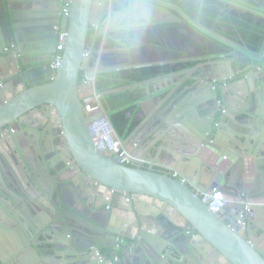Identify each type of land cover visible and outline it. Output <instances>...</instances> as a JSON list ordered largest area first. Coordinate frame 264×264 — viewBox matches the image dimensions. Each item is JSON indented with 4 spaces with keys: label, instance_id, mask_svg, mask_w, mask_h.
Listing matches in <instances>:
<instances>
[{
    "label": "water",
    "instance_id": "95a60500",
    "mask_svg": "<svg viewBox=\"0 0 264 264\" xmlns=\"http://www.w3.org/2000/svg\"><path fill=\"white\" fill-rule=\"evenodd\" d=\"M60 1L0 0V84L8 80L0 86V264H161L165 256L192 264L197 256L206 261V249L200 253L192 243L202 238L229 264H264V201H258L264 199V39L255 52L215 33L201 22L202 0L195 17L171 0H138L145 23L130 35L106 27L123 0H73L70 15L61 13ZM59 30L68 36L53 76L48 64ZM12 45L16 58L5 52ZM188 63L162 75L175 78L173 84L137 99L139 123L128 122L134 126L127 136L117 131L114 108L98 88L114 79L106 74ZM83 73L95 82L100 111L84 109ZM16 83L24 88L7 96ZM39 108L49 119L56 113L57 128L49 119L24 118ZM65 144L66 162L57 158ZM218 147L224 156L215 162L200 156ZM123 150L136 158L168 152L169 161L182 155L194 175L179 166L122 164L115 157ZM227 160L231 164L220 168ZM99 186L107 192L98 193ZM215 187L231 201L217 213L200 196ZM115 194L149 196L179 214L171 217L165 206L125 239V230L112 225ZM242 213L245 225L238 224ZM194 231L202 238L193 240ZM103 247L119 248L123 256L107 263L92 258L93 249Z\"/></svg>",
    "mask_w": 264,
    "mask_h": 264
},
{
    "label": "crops",
    "instance_id": "0c3cea01",
    "mask_svg": "<svg viewBox=\"0 0 264 264\" xmlns=\"http://www.w3.org/2000/svg\"><path fill=\"white\" fill-rule=\"evenodd\" d=\"M180 2H178L179 4H183L182 2L187 0H179ZM219 3L224 4V7H217L218 11V15L215 17V22L217 23L215 28H211L212 31H214L215 33L219 34V35H223L228 39H233L234 41H238L240 44L244 45L245 47L247 46L250 50H254L255 52L259 50V46H261V43L264 39V6L263 5H253L250 4L251 0H237L239 2H241L244 6L246 5H250V8H239V7H235V6H231L228 3L226 4L225 2H223V0H216ZM250 1V2H249ZM175 3V2H173ZM176 3V4H178ZM198 3V1H197ZM203 6L205 5V0H202ZM188 5V3H187ZM198 5V4H197ZM202 6V7H203ZM258 9V11H256L255 9ZM216 9V8H215ZM234 11L237 13L233 15ZM197 15V12L196 14ZM248 15H252L253 16V23L251 24V26H253L254 31L251 32L252 34H256L258 31H260V35L259 36H263L262 41H260V43H258V49H256V46H252L250 45L247 40L243 37L242 34V27L240 26V24H238L239 22L244 21V19L246 18V16ZM195 17V16H194ZM237 22V23H236ZM203 24V23H202ZM204 25V24H203ZM205 26V25H204ZM238 31V32H237ZM241 33V34H240ZM257 35V34H256ZM171 42V41H170ZM167 43V42H166ZM160 55H164V53H159ZM9 56H13L16 58L17 53L15 52L14 48L9 52ZM14 63V61L12 62V64ZM257 63V62H256ZM190 65L193 64H182L180 66L174 65H162V66H152V67H156L160 69V72L157 73L156 75H152L151 77L147 78V79H135V80H131V71L128 70H121L118 72H114L113 74L108 73L106 74V77L109 76H113L114 79L113 80H102L101 82H99L98 88L101 92V98L102 99H107L106 102H108L109 104H112V107L114 108L113 113H117L120 111H124V110H130L129 112H127L126 115V126L124 127V131L127 133L128 132V122H130V120H133L134 123L137 125L139 123V117L136 115V113H138V108L136 107L137 105V99H139V97L143 96L144 94H148L151 91H159L161 89H164L166 87H168L171 83H174V79L175 78H168V77H164L162 76L163 74H166L170 71H176L180 68L183 67H188ZM107 69H109V67H107ZM136 70V69H133ZM230 70H232V68L230 67ZM126 71V72H124ZM192 71V70H191ZM253 70L251 69V71L249 72L246 71L244 73V76L249 75ZM192 73V72H191ZM8 74L12 75L14 74L13 70H9ZM263 77V75H262ZM3 78V76H2ZM12 78V77H11ZM118 78L122 79L119 80ZM252 80V77H250ZM254 78V76H253ZM33 79V78H32ZM231 80V79H229ZM142 81H145L147 83H144ZM7 81H3V84L6 86ZM135 82H141L144 83L143 85L139 84H135ZM252 82H254V80H252ZM11 91H9V89H6V95L7 96H11L14 93L19 92L20 90H22L24 88V83H16L15 85H12L11 87ZM127 88H131L129 92L126 93V95H128V101H130L131 103H126L125 97L123 95H125L123 93V91H121L122 89H127ZM94 92V93H93ZM108 94V95H107ZM79 95L80 98L83 100L84 103H89L92 102L94 100H97L99 103V99L97 98V94H96V86H95V82L92 81L89 84H85L82 80H80V85H79ZM125 95V96H126ZM133 100V101H131ZM51 106H49L48 110L50 109ZM51 110V109H50ZM28 117L29 120H34V119H40L41 121H43V123H47L48 122V117L46 116V112L41 110V108L39 109H35L32 112H30V114L26 115L24 118L26 119ZM58 116L56 115V113H52L51 118L49 119L50 122L52 123V126H54L55 128L58 127L59 124V120H58ZM131 131V130H130ZM129 131V133H130ZM187 131H189L187 129ZM128 133V134H129ZM113 136L115 139L120 140L119 138H117L115 136V132H112ZM128 134H125V136H127ZM62 136V135H61ZM63 141H65L64 137L62 136ZM4 142V141H3ZM121 143V141H120ZM178 145H176L175 147H177ZM164 148H169L170 151H176L174 149L171 148L170 145H167L166 147L163 146ZM180 147H182L180 145ZM69 153L68 149H67V145L65 144V148L63 149L64 151L58 153V159H62L65 162L69 160L67 154H66V150ZM221 149V150H220ZM224 149L218 147L215 149V151L212 150H206L204 155H200L201 157L204 158V161L206 162H215L216 159H219L222 155V151ZM224 152V151H223ZM226 154V153H225ZM170 154L168 152L165 153H161L157 152L155 153L154 151H145V153H142L139 155V159L143 160L145 163L142 166H153L154 168H157L158 170H166L168 168H173V167H181V171L183 173H187V174H192V176L194 175V169L191 168L190 169V162L187 160H184L182 155L180 158L176 160H174L173 158L170 159ZM224 156V155H222ZM229 160H227L226 162H223L222 164H219L220 168L223 169V167L227 164H231L230 162H228ZM226 165V166H227ZM170 172V170H169ZM189 172V173H188ZM173 175L176 174V172L172 173ZM205 181H207V179L200 177V182L204 183ZM210 182V181H207ZM107 189H104L102 186H99L97 188V192L99 193H103L105 194L107 191ZM230 198V196L228 197ZM134 199V200H133ZM133 199L129 198L126 195H116L114 196V207L112 208V212H111V219L113 222V226H119L121 229L123 228L125 230L124 235L123 236L125 239L128 236L131 237H135L137 236V232L144 228L149 226V224H151L152 222V213L155 212H159L163 207L167 206L164 204V202H160L158 199L149 197V196H137L136 198L133 197ZM260 201H264V199L258 200ZM131 205L133 207V210H129L131 208ZM167 208L172 212L171 213V217H175L174 214H179L177 211L169 208L167 206ZM178 219V218H176ZM127 221V225H123V221ZM157 227V226H155ZM159 228V226H158ZM155 228V229H158ZM155 232V231H154ZM193 237L195 239L200 238L201 236L194 231L193 232ZM202 238V237H201ZM120 239V238H119ZM194 245L197 246L198 250L200 253H202L203 249H206V253H205V259L206 261H201V259L197 256V257H193L192 258V264H195L198 262V264L200 262H202V264H229V262L224 258L221 257L214 248H212L211 246H208L207 243L204 242V239H197L196 241L192 242ZM261 248L264 249V241L260 244ZM102 253L105 254L107 257H110L111 259L115 256L118 255L119 257L123 256V250L122 252L120 251L119 248H113V247H103L102 249ZM198 258V260L196 259ZM170 258L165 256V259L161 262V264H175V263H170L171 260H169Z\"/></svg>",
    "mask_w": 264,
    "mask_h": 264
},
{
    "label": "built area",
    "instance_id": "2783aa9c",
    "mask_svg": "<svg viewBox=\"0 0 264 264\" xmlns=\"http://www.w3.org/2000/svg\"><path fill=\"white\" fill-rule=\"evenodd\" d=\"M72 1L73 0H61L60 1L62 14L70 15V12H71L70 8L72 6ZM67 36H68V33L66 31L64 32L60 31L58 33V40H57V44H56V47L52 55V60L48 64V67L54 71L53 76L55 75V72L61 66L63 62V58H64L63 52H64ZM14 47L15 46L12 45L10 47L5 48V52H10ZM85 56H89V51L85 53ZM82 81L85 84L91 83V79L86 77V75H83ZM0 86H3V84H0ZM96 96L98 98L99 95H96ZM84 109L87 113H90V112L93 113L96 111H100L101 106L97 100H94L92 102L86 103ZM10 131L14 132V129L10 128ZM120 146H121L120 140L114 139L113 148L116 149V151H120ZM116 155H117V158L115 157V160L119 161L122 164H126V165L139 164L142 166L145 163L143 160L133 157L129 153L125 152V150L121 151L119 154H116ZM200 196L202 200L210 207V209L216 213L225 209L228 205L231 204L230 199L224 194V192L219 187L209 188L206 191H202L200 192ZM240 217L241 219L238 221L239 222L238 224L245 225V222L243 221L244 214L243 213L240 214ZM123 241L124 240L122 238L120 239L118 238L117 240L119 245ZM91 254L99 262L107 263V262L113 261V260H108L107 257L100 250L96 248L93 249ZM114 260H117V257H115Z\"/></svg>",
    "mask_w": 264,
    "mask_h": 264
},
{
    "label": "trees",
    "instance_id": "16d2710c",
    "mask_svg": "<svg viewBox=\"0 0 264 264\" xmlns=\"http://www.w3.org/2000/svg\"><path fill=\"white\" fill-rule=\"evenodd\" d=\"M172 2L178 3L180 2L179 0H171ZM182 1V0H181ZM188 2L184 1L182 2L183 4H179L180 6H182L191 16H195L198 8H197V0H187ZM250 2V1H249ZM188 3V5H187ZM250 4L253 5H263L264 6V0H251ZM224 4L217 2L216 0H205V5L202 7V17H201V22L209 28H215L217 25V23L215 22V17L218 15V9L217 7H224ZM216 8V9H215ZM237 11L233 13L236 14ZM235 16V15H234ZM253 16L252 15H248L246 16V18L244 19V21L239 22L238 24H240V26L242 27L243 31V37L247 40V42L252 45V46H256V49H258L259 45L258 43H260V41H262L263 36H259L260 35V31H258L255 35L252 34L251 32L254 31L253 26H251V24L253 23ZM264 20V19H262ZM237 23V22H236ZM238 32V31H237ZM241 34V33H240ZM258 47V48H257ZM160 72L159 68L156 67H146L143 69H136V70H131V80H135V79H147L149 77H151L152 75H156L157 73ZM130 110H124V111H120L117 113H112L111 114V121L114 124V127L117 129L118 132H120L121 134L125 135L128 134L129 131L133 128L132 125L131 127L128 128V132L126 133L124 131V127L126 126V115L127 112H129Z\"/></svg>",
    "mask_w": 264,
    "mask_h": 264
},
{
    "label": "clouds",
    "instance_id": "9594fccd",
    "mask_svg": "<svg viewBox=\"0 0 264 264\" xmlns=\"http://www.w3.org/2000/svg\"><path fill=\"white\" fill-rule=\"evenodd\" d=\"M142 5L138 0H123L117 5L113 14L114 19L110 18L106 27L117 34L130 35L143 26L145 23L140 15Z\"/></svg>",
    "mask_w": 264,
    "mask_h": 264
},
{
    "label": "flooded vegetation",
    "instance_id": "af4514ba",
    "mask_svg": "<svg viewBox=\"0 0 264 264\" xmlns=\"http://www.w3.org/2000/svg\"><path fill=\"white\" fill-rule=\"evenodd\" d=\"M192 17H194V16H192ZM171 42L173 43V39L171 40ZM89 50H90V47L88 48ZM135 56H136V58H139L140 57V55H139V52H137V53H135ZM181 64H178L177 66H180ZM128 71H131V70H128ZM124 72H126V71H124ZM83 75H85L84 73L82 74V77H81V80H82V78H83ZM93 80H91V82H92ZM121 252H122V250H120ZM101 252H102V250H101ZM92 255V254H91ZM105 255V254H104ZM106 256V255H105ZM107 257V256H106ZM115 257H117V260H119L120 259V257L118 256V255H115L112 259L110 258V257H107V259L108 260H114V258ZM92 258H93V256H92Z\"/></svg>",
    "mask_w": 264,
    "mask_h": 264
},
{
    "label": "bare ground",
    "instance_id": "6f19581e",
    "mask_svg": "<svg viewBox=\"0 0 264 264\" xmlns=\"http://www.w3.org/2000/svg\"><path fill=\"white\" fill-rule=\"evenodd\" d=\"M90 51V50H89ZM94 93V92H93ZM91 113V112H90ZM98 130L102 133V134H100V136L99 137H102L103 139H104V136H103V134H104V132H102V130H101V128H98ZM112 132H114L113 130H110V131H108V133H110V134H112ZM113 135V134H112Z\"/></svg>",
    "mask_w": 264,
    "mask_h": 264
}]
</instances>
